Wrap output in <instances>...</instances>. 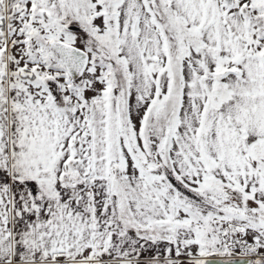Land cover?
Here are the masks:
<instances>
[{
	"label": "snow or ice",
	"instance_id": "1",
	"mask_svg": "<svg viewBox=\"0 0 264 264\" xmlns=\"http://www.w3.org/2000/svg\"><path fill=\"white\" fill-rule=\"evenodd\" d=\"M0 264H264V0H0Z\"/></svg>",
	"mask_w": 264,
	"mask_h": 264
}]
</instances>
